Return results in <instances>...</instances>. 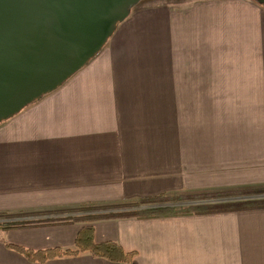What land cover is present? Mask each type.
Instances as JSON below:
<instances>
[{
	"label": "crops",
	"instance_id": "0c3cea01",
	"mask_svg": "<svg viewBox=\"0 0 264 264\" xmlns=\"http://www.w3.org/2000/svg\"><path fill=\"white\" fill-rule=\"evenodd\" d=\"M263 187L264 5L255 0L132 9L87 63L0 122L4 220ZM88 224L96 242L131 259L83 252L39 263L6 246L72 247ZM0 264H264V208L0 229Z\"/></svg>",
	"mask_w": 264,
	"mask_h": 264
},
{
	"label": "water",
	"instance_id": "95a60500",
	"mask_svg": "<svg viewBox=\"0 0 264 264\" xmlns=\"http://www.w3.org/2000/svg\"><path fill=\"white\" fill-rule=\"evenodd\" d=\"M140 1L0 0V122L87 63Z\"/></svg>",
	"mask_w": 264,
	"mask_h": 264
},
{
	"label": "trees",
	"instance_id": "16d2710c",
	"mask_svg": "<svg viewBox=\"0 0 264 264\" xmlns=\"http://www.w3.org/2000/svg\"><path fill=\"white\" fill-rule=\"evenodd\" d=\"M141 2V1H140ZM139 2V3H140ZM135 8V7H134ZM133 8V9H134ZM244 192H252L254 194H263V188H255ZM217 195V194H216ZM220 195V194H219ZM181 197L159 195L154 197H145L129 202L111 204V205H81L72 209L56 211L55 213H65L66 216L55 218H45L31 221H4L0 223V229H8L33 224H50L53 222H87L90 223L99 219L119 218V217H135V218H155L166 216L196 215L209 214L215 212L240 211L249 209H263L264 198L232 200L207 204L185 205V206H166L141 208L143 205L163 203L168 201L179 200ZM123 208L121 211H100L95 213L73 215L72 213L92 212L99 210H113ZM69 213V216H68ZM50 214V213H49ZM7 218L8 215L0 214V218ZM6 246L12 248L30 261L43 263L49 259L60 258L64 256H76L80 253L87 252L93 257H102L111 261L128 262L131 259L132 252L125 253L123 249L114 241L106 240L96 242L93 236V226L91 224L82 226L75 237L72 247H51L44 249H31L20 245L6 243Z\"/></svg>",
	"mask_w": 264,
	"mask_h": 264
},
{
	"label": "rangeland",
	"instance_id": "374dc122",
	"mask_svg": "<svg viewBox=\"0 0 264 264\" xmlns=\"http://www.w3.org/2000/svg\"><path fill=\"white\" fill-rule=\"evenodd\" d=\"M158 0H141V2L134 6L135 8L138 7H142L146 4L149 3H153L156 2ZM189 1H194V0H169V2L174 3V4H185ZM133 7V8H134ZM134 8V9H135ZM261 197L264 198V193L263 194H254L252 192H242V191H236V192H227V193H222V194H208V195H185L182 196L179 200H175V201H168V204H176L177 206H185V205H197V204H207V203H215L217 202H221L222 200H227V201H232L231 199H235V198H241V197H253V199L257 198V197ZM263 196V197H262ZM211 200H215V202H207L204 203L205 201H211ZM238 200H242V199H238ZM235 201H237V199H235ZM142 207V206H141ZM123 210V208H118V209H113V210H99V211H92V212H83V213H72L73 215L78 214V215H83V214H89V213H95V212H106V211H121ZM67 215V214H66ZM65 215V216H66ZM69 216V213H68ZM3 217L0 218V223L4 222L6 220L2 219ZM8 221H20L18 219L16 220H8Z\"/></svg>",
	"mask_w": 264,
	"mask_h": 264
}]
</instances>
